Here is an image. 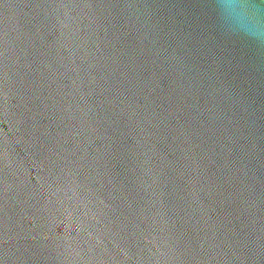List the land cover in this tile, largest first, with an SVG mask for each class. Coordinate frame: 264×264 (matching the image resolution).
Masks as SVG:
<instances>
[{"label": "water", "instance_id": "water-1", "mask_svg": "<svg viewBox=\"0 0 264 264\" xmlns=\"http://www.w3.org/2000/svg\"><path fill=\"white\" fill-rule=\"evenodd\" d=\"M0 264H264V0H0Z\"/></svg>", "mask_w": 264, "mask_h": 264}]
</instances>
